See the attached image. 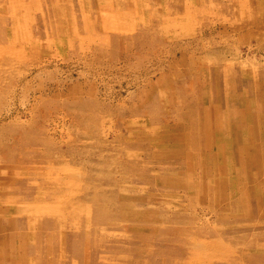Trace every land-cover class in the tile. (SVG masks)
Listing matches in <instances>:
<instances>
[{
    "label": "rangeland",
    "instance_id": "1",
    "mask_svg": "<svg viewBox=\"0 0 264 264\" xmlns=\"http://www.w3.org/2000/svg\"><path fill=\"white\" fill-rule=\"evenodd\" d=\"M0 264H264V0H0Z\"/></svg>",
    "mask_w": 264,
    "mask_h": 264
},
{
    "label": "bare ground",
    "instance_id": "2",
    "mask_svg": "<svg viewBox=\"0 0 264 264\" xmlns=\"http://www.w3.org/2000/svg\"><path fill=\"white\" fill-rule=\"evenodd\" d=\"M240 142V141H239Z\"/></svg>",
    "mask_w": 264,
    "mask_h": 264
}]
</instances>
